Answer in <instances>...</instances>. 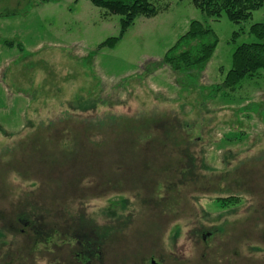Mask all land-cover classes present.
I'll list each match as a JSON object with an SVG mask.
<instances>
[{
	"label": "rangeland",
	"instance_id": "1",
	"mask_svg": "<svg viewBox=\"0 0 264 264\" xmlns=\"http://www.w3.org/2000/svg\"><path fill=\"white\" fill-rule=\"evenodd\" d=\"M150 2L110 48L120 16L89 0H0V264L89 262L84 222L107 232L93 264H264V71L217 87L264 4L235 23ZM191 20L218 41L176 74L162 57Z\"/></svg>",
	"mask_w": 264,
	"mask_h": 264
},
{
	"label": "trees",
	"instance_id": "2",
	"mask_svg": "<svg viewBox=\"0 0 264 264\" xmlns=\"http://www.w3.org/2000/svg\"><path fill=\"white\" fill-rule=\"evenodd\" d=\"M89 1L94 6L104 9L107 14L120 16L121 29L119 35L107 38L99 44L100 47H114L138 16L152 17L155 16L158 11L150 0ZM192 3L207 19H217L222 14H225L230 21L239 23L247 20L254 10L260 8L264 4V0H192ZM249 32L255 35L258 41L241 43L234 48L231 53L230 69L227 71L222 83L217 87L233 91L247 77L254 76L259 70L264 71V21L251 24ZM217 41V35L209 25L202 21L191 20L185 33L179 36L175 44L165 52L161 63L167 64L176 74L186 73L193 67L202 71L211 59ZM183 42H188L194 47L195 56L192 55L191 50L175 53L179 45ZM16 45L22 48L20 43ZM217 200H219V198H217ZM228 200H231V204L236 205L239 201V197L231 196L226 198L223 202H228ZM20 215L21 218L19 217ZM44 218L39 214H35L31 218L27 214L20 213L16 216V219L13 220L15 223L13 227H17L18 229L16 230L20 231L21 228L18 227V224H27L28 228L32 229L35 235H43L46 234L51 227L49 223L43 221ZM10 222L11 221H9V224ZM24 225H22V230H24ZM75 225L76 223L73 225L71 224V228L68 229L82 232L77 242L83 247L89 248L86 249V251L81 250V252L83 251L82 253H84V257L88 255L91 257L94 256L95 258L91 259L90 262L94 260L100 261L101 249L99 246L101 245V241L103 242V238H106L105 235H107V232L103 234V237L98 235L96 228L86 222H84L82 226H80L79 223L78 225L80 227H77V225L75 227ZM86 230L87 232H84ZM179 232L180 231H175V236L178 237L180 235Z\"/></svg>",
	"mask_w": 264,
	"mask_h": 264
},
{
	"label": "flooded vegetation",
	"instance_id": "3",
	"mask_svg": "<svg viewBox=\"0 0 264 264\" xmlns=\"http://www.w3.org/2000/svg\"><path fill=\"white\" fill-rule=\"evenodd\" d=\"M75 254H76L77 256H80L79 254L83 255L82 252H76ZM68 262H69V264H72V262H70V261H68ZM94 262H95V261H91V262H90V261H89V262L86 261L84 264H93ZM64 263H65V262H64ZM59 264H61V263H59ZM67 264H68V263H67ZM75 264H83V263H82V262H79V261H78V262L76 261Z\"/></svg>",
	"mask_w": 264,
	"mask_h": 264
}]
</instances>
